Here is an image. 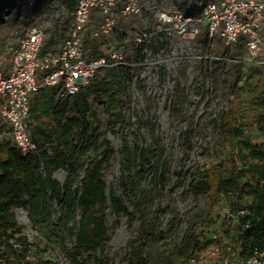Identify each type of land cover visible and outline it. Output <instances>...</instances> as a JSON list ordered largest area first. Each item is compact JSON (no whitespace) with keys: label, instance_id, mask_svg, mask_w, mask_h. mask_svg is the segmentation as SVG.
I'll return each mask as SVG.
<instances>
[{"label":"trees","instance_id":"trees-1","mask_svg":"<svg viewBox=\"0 0 264 264\" xmlns=\"http://www.w3.org/2000/svg\"><path fill=\"white\" fill-rule=\"evenodd\" d=\"M39 3L41 0L33 6L39 7ZM17 6L14 0H0V25L8 21L4 17L5 11ZM26 8L29 9L27 15L35 11L30 2ZM20 10L24 13V9H17L13 16L15 22L20 20ZM53 44L49 38L46 45ZM126 72L124 66L106 67L78 94L66 97L58 95L57 86L41 88L33 96L29 117L33 136L40 144V153L25 156L13 145L0 144V247L5 245V249L0 248V258L13 256L19 264L31 255L35 259H25L24 264H50L49 260L42 263L36 250L30 249L32 244L16 215L18 207L27 209L34 223H41L52 217V206L58 205L60 227L73 221L74 225L70 227L76 228V249L80 255H88L97 264H105L102 255L111 241L107 208L111 206L115 211L123 212L131 222L137 219L139 210L132 209L114 188L107 189L106 172L114 165L116 151L110 138H100L96 134L89 136L93 127L97 128L99 117L96 115L93 124L87 118L90 108L97 110L93 104L101 101L110 112L105 130L114 128L112 123L122 120ZM241 77L243 84H239ZM227 80L228 102L219 115L218 129L213 137L217 161L208 167H200L189 187L196 202L200 191L209 193L218 181L220 193L216 203L224 200L236 212L249 210L235 218L232 228L224 221L225 230L229 233L235 229L234 239L241 240L245 250L254 247L264 249V69L261 65H251L244 71L242 63L233 64ZM254 110L257 117H248L247 111ZM148 157L145 144L138 153L126 155L125 159L132 166L125 169L128 174L122 176V185L141 188L142 173L146 169L144 162ZM58 168L67 171L63 182L54 175ZM157 170L159 178L163 179V169ZM134 173L141 179L139 185L132 175ZM210 201L211 206L212 198ZM213 207L212 211L210 208L201 215L195 228H188L184 244L165 251L160 264H179L183 259L182 263L190 264L192 257L200 255L212 242L206 233L208 226L220 217ZM78 211L81 215L79 225L74 221ZM145 230L142 225L134 243L142 239ZM53 231L50 230L48 236ZM159 232L165 233L163 230ZM154 236L155 231L151 230L146 237L152 241ZM143 241L146 243L148 240L144 238ZM134 243L129 252L133 256L132 263L148 264Z\"/></svg>","mask_w":264,"mask_h":264},{"label":"built area","instance_id":"built-area-1","mask_svg":"<svg viewBox=\"0 0 264 264\" xmlns=\"http://www.w3.org/2000/svg\"><path fill=\"white\" fill-rule=\"evenodd\" d=\"M49 38L54 44L46 46ZM240 43L243 56L234 52ZM157 47L180 57L182 66L191 60L193 82L197 76L202 81L204 65L219 63L227 73L237 63L244 71L264 66V0H76L68 7L51 0L45 12L1 43L0 144L13 145L25 156L37 154L40 144L29 124L33 96L46 86H57L61 97L76 95L115 65L128 71L125 121L132 83L146 78L143 70ZM248 212H236L222 200L215 209L218 221L206 230L212 242L190 264H264V249L245 250L234 239L236 230L228 233L223 227L226 221L232 228L235 218ZM0 264L18 263L10 256Z\"/></svg>","mask_w":264,"mask_h":264},{"label":"rangeland","instance_id":"rangeland-1","mask_svg":"<svg viewBox=\"0 0 264 264\" xmlns=\"http://www.w3.org/2000/svg\"><path fill=\"white\" fill-rule=\"evenodd\" d=\"M14 1L18 6L5 11L4 17L8 21L0 25V46L12 31L22 27L21 19L19 22L13 20L17 9H24V15L29 12L26 8L29 0ZM234 52L244 55L241 43L234 48ZM148 60V67L143 70L147 73L146 78L137 85L133 82L130 95L128 93L129 101L124 107L125 121L119 120L112 123L114 128L104 130L108 113L103 103L95 102L100 123L97 129L93 127L89 136L96 134L100 138H110L116 151L114 165L106 172L107 189L114 188L123 195L132 209L139 210L137 219L131 222L123 212L115 211L111 206L107 208V227L111 241L102 255L105 264H136L132 263L133 256L129 252L133 241L139 237L138 231L142 225L146 229L145 233L134 244L140 248L148 264H160L165 251L184 244L188 228H195L202 214L210 210L211 206H214L215 211L219 205L216 203L220 193L218 181L209 193L200 191L196 202L191 196L189 184L200 167H208L218 158L213 137L218 129L219 115L227 104L228 73L225 66H218L219 63L208 67L204 65L202 81L197 76L193 82L189 70L193 68L191 60L182 66L180 57L163 53L158 47ZM3 68H6V64ZM125 76H128L127 72ZM241 81H244L242 77L239 83ZM87 114L89 118V111ZM247 115L256 118L257 111H247ZM143 144L149 157L144 162L146 169L142 173V180L137 173L132 174L137 184L141 180V188H127L122 185V176L128 174L125 169L132 166V163L125 157L129 153H138ZM157 164L164 171L163 179L159 178ZM66 174L64 168L54 171V175L62 182ZM211 198L213 204L210 206ZM58 207L54 204L52 217L41 223H34L24 207L16 208L18 221L32 244L30 249L36 250L42 263L49 260L50 264H97L93 258L80 255L76 249V228H71L74 222L70 221L60 227ZM76 214L74 221L79 225L81 215L79 211ZM50 230L54 231L48 236ZM151 230L155 231L152 241L146 237ZM159 230L165 233L161 234ZM144 238L148 240L146 243ZM182 261L179 264H184Z\"/></svg>","mask_w":264,"mask_h":264},{"label":"clouds","instance_id":"clouds-1","mask_svg":"<svg viewBox=\"0 0 264 264\" xmlns=\"http://www.w3.org/2000/svg\"><path fill=\"white\" fill-rule=\"evenodd\" d=\"M38 0H29V2H30V7L32 8V9H35V11H31L28 15L26 14V15H24V13L22 14L21 13V15H20V19L22 20V27H21V29H23L28 23H29V21L34 17V16H36V15H38V14H40V13H43V12H45L47 9H48V4H49V2L51 1V0H43V1H41V3H39L40 4V6L38 7V5H36V6H33L36 2H37ZM62 3H64L67 7L68 6H75L76 5V0H67V1H65V0H60ZM20 29V30H21ZM16 30H19V29H15L14 31H16ZM19 30V31H20ZM14 31H12V32H14ZM8 37V36H7ZM6 37V38H7ZM5 38V39H6ZM47 46V45H46ZM33 99V98H32ZM103 99H106V98H103ZM98 102H101V101H98ZM102 103V102H101ZM103 105L105 106V104L103 103ZM93 107L95 108V104H93ZM106 109V108H105ZM107 111V110H106ZM92 113V114H91ZM107 113H108V115H107V118H106V124L109 122L108 121V117H109V115H110V112L109 111H107ZM89 114H90V116H89V120H90V122L93 124V120L94 119H96L97 117H96V115L99 117V114H98V110H92L91 108L89 109ZM98 123H100V118H99V120H98ZM29 124H30V119H29ZM105 126V125H104ZM97 128H98V126H97ZM96 128V129H97ZM108 129V128H107ZM106 129V130H107ZM104 130H105V128H104ZM32 135H33V133H32ZM34 137V136H33ZM35 139V138H34ZM36 140V139H35ZM37 141V140H36ZM38 142V141H37ZM39 143V142H38ZM18 149V148H17ZM19 150V149H18ZM20 152V151H19ZM21 153V152H20ZM38 153H40V150H39V152ZM31 155H33V154H31ZM222 200H219L217 203L218 204H220V202H221ZM213 209H214V207H213ZM217 215V214H216Z\"/></svg>","mask_w":264,"mask_h":264}]
</instances>
